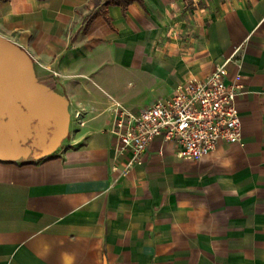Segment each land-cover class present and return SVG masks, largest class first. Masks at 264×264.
Instances as JSON below:
<instances>
[{"label":"crops","instance_id":"crops-1","mask_svg":"<svg viewBox=\"0 0 264 264\" xmlns=\"http://www.w3.org/2000/svg\"><path fill=\"white\" fill-rule=\"evenodd\" d=\"M0 0V46L34 114L0 152V264H264V0ZM224 65L239 144L197 161L114 128Z\"/></svg>","mask_w":264,"mask_h":264},{"label":"built area","instance_id":"built-area-1","mask_svg":"<svg viewBox=\"0 0 264 264\" xmlns=\"http://www.w3.org/2000/svg\"><path fill=\"white\" fill-rule=\"evenodd\" d=\"M224 65L205 79H191L169 100L156 99L137 114L117 111L114 134L121 152L138 163L157 138L172 143L178 158L201 160L222 144L242 140L236 101L240 76L227 80Z\"/></svg>","mask_w":264,"mask_h":264},{"label":"flooded vegetation","instance_id":"flooded-vegetation-1","mask_svg":"<svg viewBox=\"0 0 264 264\" xmlns=\"http://www.w3.org/2000/svg\"><path fill=\"white\" fill-rule=\"evenodd\" d=\"M35 112L27 106L17 90L13 62L0 46V152L14 153L23 149L36 128Z\"/></svg>","mask_w":264,"mask_h":264},{"label":"rangeland","instance_id":"rangeland-1","mask_svg":"<svg viewBox=\"0 0 264 264\" xmlns=\"http://www.w3.org/2000/svg\"><path fill=\"white\" fill-rule=\"evenodd\" d=\"M41 138V141H34L33 140V135L29 138H27V142L25 143L23 149L19 151V156L21 157H27L29 155H32L35 152L43 151L45 147L55 145V141H50V137L47 134H40L38 135ZM14 154V153H13Z\"/></svg>","mask_w":264,"mask_h":264},{"label":"trees","instance_id":"trees-1","mask_svg":"<svg viewBox=\"0 0 264 264\" xmlns=\"http://www.w3.org/2000/svg\"><path fill=\"white\" fill-rule=\"evenodd\" d=\"M131 0H122V1H117V3H124V2H130Z\"/></svg>","mask_w":264,"mask_h":264}]
</instances>
